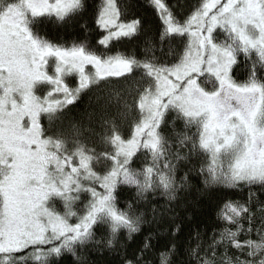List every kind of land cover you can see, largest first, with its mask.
I'll return each mask as SVG.
<instances>
[{"label": "snow or ice", "instance_id": "6c2138e0", "mask_svg": "<svg viewBox=\"0 0 264 264\" xmlns=\"http://www.w3.org/2000/svg\"><path fill=\"white\" fill-rule=\"evenodd\" d=\"M0 264H264V0H0Z\"/></svg>", "mask_w": 264, "mask_h": 264}, {"label": "trees", "instance_id": "16d2710c", "mask_svg": "<svg viewBox=\"0 0 264 264\" xmlns=\"http://www.w3.org/2000/svg\"><path fill=\"white\" fill-rule=\"evenodd\" d=\"M81 106H83V102H82V105Z\"/></svg>", "mask_w": 264, "mask_h": 264}]
</instances>
